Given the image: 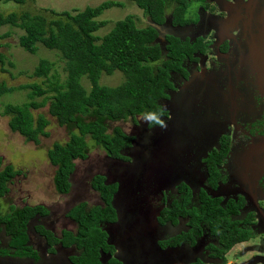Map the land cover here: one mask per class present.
Here are the masks:
<instances>
[{
    "label": "trees",
    "instance_id": "1",
    "mask_svg": "<svg viewBox=\"0 0 264 264\" xmlns=\"http://www.w3.org/2000/svg\"><path fill=\"white\" fill-rule=\"evenodd\" d=\"M25 1L0 0V3L23 5ZM124 1L135 3L146 22L138 26L136 17L127 15L117 21L102 37L95 33L106 22L97 18L107 9L122 7L121 2L104 1L93 8L76 10L75 15L66 11H49L56 16L51 20L27 12H0V27L9 25L24 32L18 37V45L24 51L35 54L37 44H42L48 50L58 51L65 64L66 77L63 82L56 74L50 79L53 64L42 59L32 76L44 79L46 83L43 85L31 83L17 87H6L4 84L0 86V95L14 90L30 89L28 95L32 101L21 106L7 104L3 109V114L9 117L10 131L18 133L26 141L38 143L39 136L48 135L45 131L47 119L42 115L34 118L31 113L32 109H39L47 103L49 115L54 117L60 126L76 130L70 132L67 142L54 143L47 151L48 161L55 167L53 187L60 196L67 195L72 190L74 162L88 157L87 138L101 148L109 159L126 163L131 160L136 164L140 149L135 154L127 153L135 136L125 133L121 126L114 124L126 120L137 124L135 118L146 111L163 110L165 115L164 102L170 99L167 92L172 88L173 76L184 71V59L190 58L198 51H205L202 38L197 37L189 42V39L181 40L176 33H165L160 45L157 41L159 33L151 25L168 23V26L176 31L177 28L194 22L195 20L186 17L191 0ZM4 64L5 56L0 53V66ZM2 70L5 71L3 68ZM116 71L121 72L124 77L120 85L107 87L99 84L102 74L112 75ZM83 77L90 83L89 91L81 84ZM35 97L42 99L36 102L33 100ZM144 126L150 127L149 131L159 128L150 124ZM224 142L225 139H222V148L217 151L218 158L213 162L210 154L206 160L208 178L206 188L198 195L200 207L192 203L193 193L191 196L190 188L180 184L176 187L178 197H173L170 201L165 200L167 204L158 210L155 218L156 224L160 225L166 222L176 225L179 218H187L188 232L175 237L173 245L188 239L194 244L195 239L202 235L203 225H206L210 234L217 237L220 249L216 248L214 254L220 257L236 243L247 241L254 234V231L247 227L248 222L252 220L251 215L242 222L229 216L238 215V208L243 204L241 200L236 204L230 201L221 206L220 199L210 197L208 191V188L214 190L220 181L219 171L215 168L221 164L228 151V145L223 148ZM17 174L18 171H14L11 165L2 167L0 157V199L7 194L8 184ZM90 185L99 194L103 205L88 208L86 202H81L73 207L68 215L77 224L76 235L63 232L62 244H75L80 250V255L72 258L74 264L102 263L99 250H108V245L107 233L99 224L106 225L116 221L117 203L121 202L123 196L119 190L121 184L107 183L103 176H94ZM147 188L144 183L135 182L133 186L129 185L128 194L139 203L143 200ZM138 191L142 192V196L137 195ZM46 213L47 209L40 204L11 208L5 214L0 211V232L3 230L10 237L8 246L14 256L36 259V251L28 244V222L33 217ZM164 244L162 246L165 247ZM0 253L4 255L7 251L2 250ZM172 255L171 251H166L168 260Z\"/></svg>",
    "mask_w": 264,
    "mask_h": 264
},
{
    "label": "rangeland",
    "instance_id": "2",
    "mask_svg": "<svg viewBox=\"0 0 264 264\" xmlns=\"http://www.w3.org/2000/svg\"><path fill=\"white\" fill-rule=\"evenodd\" d=\"M104 1L108 0H26L23 5H17L12 2L0 3V12L3 14L11 12L21 14L27 12L30 15H42L46 19L51 20L56 18V16L49 11H54L55 13L66 11L71 15H75L76 10L82 11L86 7L93 8ZM113 1L121 2L122 7L107 9L97 18L99 21L106 22V24L95 33L99 37L107 34L117 21L124 19L127 15L135 16L138 26L146 22L142 11L135 3L124 0ZM211 2L213 4L211 3L209 6H206V9L209 8L208 11L210 12V8L214 5L216 9H219L218 11L221 15L218 14L220 15L218 16L217 13H212L206 17L208 18L206 22H203V19H201L199 26L196 25L194 28L190 26L188 28L191 31V36H193L196 31L208 29L211 26L210 31L214 33V37L219 41H222L224 38H231L229 37L230 35H236V40L228 39L229 55L227 60H224L222 64L220 62L218 64L225 66L226 71L224 76L216 79L218 84L213 80L211 81L213 82L212 85L216 86L218 89L220 87L225 92H229V88H236L238 85L233 70L237 67L236 70L239 71V63H248L247 51L252 52L253 48L255 49L257 44H253L255 40H257V36L263 41V37L261 38L259 30L264 26V0H234L228 3L223 0H212ZM203 6L204 3H191L187 10L186 17L196 20L198 18V11L201 12V7ZM235 8H237L238 12L235 11ZM243 29L247 31L246 36H243ZM230 31L231 34H229ZM249 31L251 35H249ZM181 32L183 34L185 33L183 30H181ZM23 33L21 29L9 25L0 27V53L5 56V64L2 67L0 66V86L4 84L6 87H17L19 85L31 83L43 85L46 83L44 79L32 76L35 67L42 59L48 60L53 64L49 74L50 79L52 75L56 74L63 82L66 77V72L64 71L65 64L60 58V53L56 50H48L42 44H37V52L35 54L27 53L18 45V37ZM186 33H189V30H186ZM239 47L242 56H240ZM247 66L252 75H256V83L258 86L264 87V84H261V81L264 82V58L258 57L256 62L253 63V66ZM2 68L5 69V71H3ZM229 72L233 73L230 74ZM123 80L124 77L122 73L116 71L112 75L102 74L99 84L107 87H116L120 85ZM196 81H199L198 78ZM196 81L191 80L184 86V90H179L177 93L170 95V98L173 97L172 99L179 103L178 110H176L174 114L192 112L190 107L191 104H193L194 98L201 97V102L203 101V97L207 99V91L204 92V96L201 94L205 86L199 88V82ZM81 84L86 91H89L90 83L87 78L83 77L81 79ZM246 87L245 85L241 88L245 89ZM199 89H201V91H199ZM262 89L264 90V88ZM191 90H193V94H191ZM184 91L187 93L184 94ZM29 92L30 89H23L0 95V157L2 159V167L11 165L14 171H18V174L8 184L7 194L0 199L1 213H7L11 208H21L23 206L40 204L50 208L53 213H55L54 217L58 218L65 210L70 209L72 205L81 201H89L90 205L100 203L97 193L94 192L90 186L91 177L96 174H102L108 180L120 183L122 187H127V185L133 186L135 182H142L145 184V187H148L144 195L146 197L144 198L143 196V200L136 205L146 207V217L148 222L153 224L154 227L146 229L141 222L134 220L135 217L131 216L130 209L125 208V205L122 204L120 209L117 207L118 214L116 221L110 223L105 230L108 242L116 247L118 254L116 256L122 257L121 259L125 261L124 264L128 262L135 263L138 259L141 264H150L148 258H153L158 250L155 245V230L156 233L162 231V228L158 231L157 225L154 223V215L157 214L158 209L151 201L154 197L157 198L160 192L167 190L168 183H170V181H164L162 183L159 181L150 182L148 184L147 177L152 160L147 158L151 153L155 154L157 148H153L152 146L146 147V145L149 143L156 144L155 133L153 134L152 131L145 128L144 123L141 122L140 115L135 118L137 124H134L131 120L114 124L121 126L125 133L137 138L132 148L127 151L128 154H135L140 149L139 159L135 160L136 164L132 163L131 160L126 163L109 159L101 148L87 138L88 157L85 160H77L74 162L75 172L72 176V191L67 196H59L52 183L55 167L49 163L47 151L54 143L63 144L67 142L70 132H75L76 130L72 127L60 126L57 120L49 115V104L47 103L39 109L31 110L34 118L38 115H42L47 119L48 125L45 128L48 134L47 136H39V142L34 143L26 141L24 137L18 133L11 132L8 127L9 117L3 114L4 106L7 104L21 106L24 103L32 101L29 98ZM41 99L42 97H35L33 100L40 102ZM196 102L195 100V103ZM216 104L219 108H227L225 99H222L221 102L217 99ZM237 104L239 105V102ZM165 106H168V102H166ZM174 116L176 119H182L176 115ZM200 116V114L195 116V120L191 119L183 122H174L173 127H175L176 135L170 142L171 144L175 142L174 146L177 148V155H184L179 158L178 162L175 157L171 156L167 157V159L165 157V162H160L159 157H156L154 160L155 163L152 164V168H155L161 177L170 178L175 182L176 178L180 177L182 173L185 174V177L189 176L191 173L189 167H193L194 165L196 167L199 166L197 164L191 165V154L188 146H194V144L204 141L208 135H204L198 130V126L200 125L198 122L202 119ZM170 118L172 119L171 114L168 120H170ZM166 123V130L172 128L169 121ZM177 129L180 131L186 129L189 134L185 136V134H187L185 133L181 136L177 132L179 131ZM150 137L153 139L151 140ZM160 144L161 142L158 143V145ZM161 149L165 151L164 146H161ZM174 154L175 152H173V155ZM257 160L258 158L252 159L253 162ZM196 174V170L194 169L192 173L194 179ZM142 176L146 178L143 179ZM127 191L128 188H125L122 193L125 199H127ZM257 193L258 201L264 203L260 191ZM137 195L142 196V192L138 191ZM130 201L136 203L137 200L134 199V197H130ZM257 212L260 218L264 220V209H262V211L257 210ZM136 214L140 215L141 213L139 210H136ZM61 221L62 220L59 219L54 223L55 230L58 231L60 229ZM259 234L247 244L235 246L226 256L227 264H242L246 262V260L252 261V264H260L259 261L263 263L264 235ZM61 260L62 258L55 254L52 255L49 261L48 258L42 259L41 264H59ZM249 263L251 264V262ZM0 264L26 263L13 259L0 258ZM168 264L175 263L169 262Z\"/></svg>",
    "mask_w": 264,
    "mask_h": 264
},
{
    "label": "flooded vegetation",
    "instance_id": "3",
    "mask_svg": "<svg viewBox=\"0 0 264 264\" xmlns=\"http://www.w3.org/2000/svg\"><path fill=\"white\" fill-rule=\"evenodd\" d=\"M191 1L192 3H204V6L201 7V12L198 11V18L196 20L194 19V22L191 21L190 24L182 28H177L176 35L181 40L189 39V42L197 37L202 38V45L205 46V51L203 53L198 51L191 55L190 58L184 59L182 63L184 71L173 76L172 88L167 92L168 94H173L172 90L186 83L191 75L198 76V80H200V73L202 71H204L206 77L212 79L214 82H216V79L223 77L226 68L218 64L219 62L222 64V62L228 58V39L236 40V35L234 34L229 36L231 38H224L222 41H219L214 37V33L210 31L211 26L208 29L198 30L191 36V31L188 27L192 26V28H194L196 25L199 26L201 19H203V22H206L208 20L206 17L212 13H217V15L220 14L218 11L219 9H216L214 5L210 8L211 13L208 11L209 8L206 9V6H209L212 0ZM223 1H227L228 3L234 0ZM235 9L237 10V8ZM181 30L185 31V33L183 34ZM186 30H189V33H186ZM243 33V36L247 35L245 29H243ZM248 33L251 35L250 31ZM229 34H231V31ZM262 37L263 34H261V38ZM161 41L163 43V40ZM262 42L264 43V37ZM256 46L255 49L253 48L252 52L247 51L248 63H239V71L236 70L237 67L233 70L238 82L236 88H229V92H225L222 88L219 87L218 89L209 82L208 86L204 87L202 91L199 89L203 96L204 92L207 91L209 97H207V99L203 97L202 102L200 101L202 98L197 97V102H193L191 106L201 115L200 117H202L198 122L200 123L198 130L204 135H208L204 141L198 142L194 144V146H188L191 154V165L197 164L199 166L196 167L194 165L193 167H189L191 173L188 177H185V174L182 173L180 177L176 178L175 182L168 178L170 183H168L167 190L160 192L157 198L154 197L151 201L159 210L164 204H167L164 202L165 200L170 201L173 197L177 198L178 190L176 187L180 184H185L190 188L191 196L193 193L192 203L194 206L200 207L198 195L202 189L206 188L205 183L208 178L206 160L210 154L212 155L213 162L218 158L217 155H219V153H217V151H220L222 148L221 140L225 139L223 148L228 145V151L224 160L221 161V164H218L215 168L216 171H219L220 181L217 182V186L214 190L208 188V191L211 195L210 197L220 199L219 204L221 206L227 205L230 201L236 204L241 200L243 204L238 208V215L234 216L229 214V216L234 220L237 219L239 222H242L247 220L246 218L251 215L252 220H249L250 222H248L249 224L247 227L254 231V234L247 241L236 243V245L231 247L228 251H225L223 256L220 257L214 254L216 248L220 249L217 237L210 234V230L206 225H203L202 235L196 239L194 238V244L188 239L173 245L175 237L188 232L189 226L187 225V218H179L176 225L170 222H166L163 225L156 224L157 230L159 231L160 228H162V231L156 233L155 230V245L158 250L153 258H148L150 264H168L169 262L175 264H227L226 256L235 246L247 244L250 240L256 238L260 232V234L264 235V220L260 218L257 212V210L262 211V209H264V203L258 201L257 196V192L260 191L261 198L264 199V90L262 89L264 87L258 86L256 83V75L254 74L253 76L247 66H253V63L256 62L258 57L264 58V48H262V46H258L257 48ZM239 51L240 56H242L240 47ZM186 73L189 74L186 75ZM229 73L231 74L233 72ZM245 85L247 86L245 89L241 88ZM217 99H219L220 102L222 99H225L227 108L218 109L216 104ZM166 102H168V106H165ZM166 102H164L166 114L163 115L162 119L167 122L170 114L172 116L178 109L179 103L174 102L173 104L168 100ZM238 102L239 105L237 104ZM192 120H195V116L192 117ZM145 128L149 130L150 127ZM250 148H253V153L249 151ZM183 155L184 154L177 155L176 161L178 162L179 158ZM253 158H258V160L253 162ZM244 160L247 161V166L241 164ZM194 169L197 173L195 179L192 175ZM96 175L103 176L107 183L118 184L116 181L108 180L102 174ZM96 175H93L91 179ZM71 191L72 190H70L67 195H69ZM97 195L100 203L90 205L89 201L81 202H86L88 208L97 205L102 206L103 202L98 193ZM79 203H73L74 205H72L70 209L65 210L58 218L54 217L55 213H53L50 208L44 206L47 209V213L42 216H35L28 222V244L36 251V259L26 256H14L12 250H9L10 248L8 246L10 237L2 230L0 232V251H7V254L2 255L0 253V258L13 259L26 264H41L42 259L48 258L49 261L52 255L57 254L62 258L59 264H74L72 258L78 257L80 255V250L75 244L63 245L62 239L63 232H70L76 235L77 224L68 215V212ZM59 219L62 221L60 223V229L57 231L54 228V223ZM108 225L109 224H99L104 230ZM106 242L108 250H99V257H101L103 262L101 264H124L125 261L121 259L122 257L116 256L118 255L116 247L108 242L107 234ZM162 244H164L165 247L162 246ZM166 251H171L173 258L170 257L168 260ZM174 260L179 261L176 262ZM249 262H251V264L253 263L250 260H246V262L242 264H250ZM259 263L264 264V262L261 263V261H259ZM126 264H141V262L138 259L135 263L128 262Z\"/></svg>",
    "mask_w": 264,
    "mask_h": 264
},
{
    "label": "water",
    "instance_id": "4",
    "mask_svg": "<svg viewBox=\"0 0 264 264\" xmlns=\"http://www.w3.org/2000/svg\"><path fill=\"white\" fill-rule=\"evenodd\" d=\"M152 25V27L154 28V29H156L157 31H158V33H159V37H158V39H157V41H159L160 42V45H161V40L163 39V35L165 34V33H167V34H175L176 33V31L174 30H172L169 26H168V23H165L164 25H154V24H151ZM176 35V34H175ZM263 37H264V35H263ZM259 46H262V48H263V46H264V43H261V45H259ZM257 48H258V46H256ZM191 78H189V80H190ZM264 81V80H263ZM211 83H213V82H211ZM261 84H264V82H262L261 81ZM206 87V86H208V83H201V84H199V88H202V87ZM192 92H193V90H191ZM177 93V92H176ZM208 96H209V93H208ZM206 97V96H205ZM191 108V107H190ZM217 108L219 109V107L217 106ZM192 110V109H191ZM188 112V111H187ZM181 114H180V116H183V115H185L183 112H180ZM169 121V123H171V127L172 128H170V129H168V130H166V129H164V130H162V129H158L157 131H155L156 129H153V130H150V131H152V133L155 135V137H156V140H155V145L154 144H152V143H149L148 145H146V147H150V146H152L153 148H157V151H156V153L154 154V153H151L150 154V156L147 158V159H151L152 160V164H154L155 163V158L156 157H159V161L161 162H163L164 160L166 161V159H167V157H169V156H171V157H177V148L174 146V143L175 142H173V144H171V142H170V140L176 135V132H175V127H173L174 126V122H173V119H170V120H168ZM198 128H199V126H198ZM177 130H179V129H177ZM181 136H183L185 133H187V134H185V136L186 135H188L189 134V132L188 131H186V130H182V131H177ZM131 136H133V135H131ZM151 138V140L153 139L152 137H150ZM137 138L135 137V140H136ZM159 142H161V144L160 145H158V143ZM134 143V142H133ZM152 144V145H151ZM133 146V145H132ZM161 146H164L165 147V151H162V149H161ZM132 147H130V149H131ZM173 152H175V154L173 155ZM139 156H140V153H139ZM165 157H166V159H165ZM164 161V162H165ZM150 162V161H149ZM152 164L149 166V174H148V184L150 183V182H159L160 181V183H162V182H164V181H168L169 179L168 178H165V177H161L160 176V174L155 170V168H152ZM143 177V179L144 178H146L145 176H142ZM146 180V179H145ZM149 186V185H148ZM129 187V185H127V187L125 186V187H122L121 185H120V187H119V190H120V192H121V194L124 192V189L125 188H128ZM147 190V189H146ZM127 193V199H125L124 198V195H123V202H122V198H121V202L120 203H117V207L120 209L121 207H122V204H124L125 205V208H127V209H130V211H131V216H134L135 218H134V220H136V221H138V222H141L142 223V225L146 228V229H148V228H150V227H154V225L153 224H150L149 222H148V219H147V209H146V207H142V206H137L136 204L138 203V202H136V203H134V202H131L130 201V197H132L131 195H129L128 194V191L126 192ZM145 195V194H144ZM146 196H144V198H145ZM136 210H139L140 211V215H137L136 214ZM117 213H118V209H117ZM157 214H158V211H157ZM157 214H155L154 215V223L156 224V222H155V218H156V216H157ZM151 218V217H150ZM106 231V230H105ZM100 261L102 262V260H101V258H100ZM103 263V262H102Z\"/></svg>",
    "mask_w": 264,
    "mask_h": 264
},
{
    "label": "clouds",
    "instance_id": "5",
    "mask_svg": "<svg viewBox=\"0 0 264 264\" xmlns=\"http://www.w3.org/2000/svg\"><path fill=\"white\" fill-rule=\"evenodd\" d=\"M200 77L201 79L199 81H196L198 76L196 75H191L189 76V78H191L189 80V78L187 79L186 83H183L181 86L175 88L173 94H175L177 91L179 90H184V86L190 82L191 80L193 81H196V82H199V84L201 83H209L212 81V79L206 77V74L204 73V71H202L200 73ZM187 92L184 91V94H186ZM173 94H170V95H173ZM191 94H193V92L191 91ZM177 96V95H176ZM209 97V96H208ZM173 97L170 98V103H173L174 104V100L172 99ZM196 98L193 99V102H195ZM217 102V101H216ZM184 103V102H183ZM191 109H192V112H189V113H186L185 115L183 116H180L181 113H178V114H172V119H173V122H183L185 120H191L193 116H197L199 115L195 110L194 108H192L191 106ZM178 110V109H177ZM176 115L177 117H180L182 119H176V117L174 116ZM162 116H163V110H161L160 112H156V111H146L144 113L141 114L140 116V119H141V122L144 123V124H150V125H153V126H159V128L161 129H166L167 128V123L164 119H162ZM171 119V118H170Z\"/></svg>",
    "mask_w": 264,
    "mask_h": 264
},
{
    "label": "crops",
    "instance_id": "6",
    "mask_svg": "<svg viewBox=\"0 0 264 264\" xmlns=\"http://www.w3.org/2000/svg\"><path fill=\"white\" fill-rule=\"evenodd\" d=\"M236 12H238V10H235ZM238 14V13H237ZM259 32H260V34H263L264 35V26H263V28L261 29V30H259ZM261 43H263L260 39H259V37L257 36V40H255V43L253 44V45H255V44H257L258 46L259 45H261ZM260 47V46H259ZM263 48H264V46H263ZM260 81V80H259ZM251 150H249L250 152H253L254 150H253V148H250ZM242 165H244V166H247V161L246 160H244L243 161V163H241ZM240 164V165H241Z\"/></svg>",
    "mask_w": 264,
    "mask_h": 264
}]
</instances>
